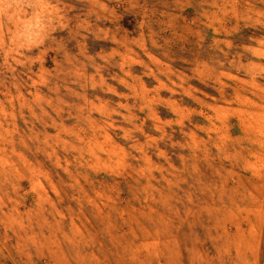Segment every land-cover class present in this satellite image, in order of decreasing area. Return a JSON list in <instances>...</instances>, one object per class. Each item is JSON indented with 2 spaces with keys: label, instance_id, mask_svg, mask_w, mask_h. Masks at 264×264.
<instances>
[{
  "label": "rangeland",
  "instance_id": "1",
  "mask_svg": "<svg viewBox=\"0 0 264 264\" xmlns=\"http://www.w3.org/2000/svg\"><path fill=\"white\" fill-rule=\"evenodd\" d=\"M0 264H264V0H0Z\"/></svg>",
  "mask_w": 264,
  "mask_h": 264
}]
</instances>
